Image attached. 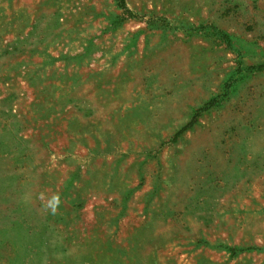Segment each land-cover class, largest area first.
I'll use <instances>...</instances> for the list:
<instances>
[{"label": "rangeland", "instance_id": "374dc122", "mask_svg": "<svg viewBox=\"0 0 264 264\" xmlns=\"http://www.w3.org/2000/svg\"><path fill=\"white\" fill-rule=\"evenodd\" d=\"M0 264H264V0H0Z\"/></svg>", "mask_w": 264, "mask_h": 264}]
</instances>
